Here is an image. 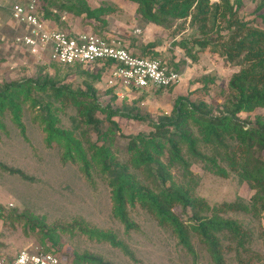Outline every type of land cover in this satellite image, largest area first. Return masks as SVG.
<instances>
[{"label": "rangeland", "instance_id": "374dc122", "mask_svg": "<svg viewBox=\"0 0 264 264\" xmlns=\"http://www.w3.org/2000/svg\"><path fill=\"white\" fill-rule=\"evenodd\" d=\"M18 1L0 0V251L16 256L39 247L70 264H215L192 231L200 216L234 221L252 233L245 250L231 241L229 229L214 232L225 245L227 264H264V211L253 205V174L248 177L241 164L234 170L226 158L238 139L224 138L230 149L223 156L205 140L209 118L264 127V107L240 108L250 86L237 87L238 77L256 63L247 51L233 60L227 54L228 45L248 34L237 29L238 21L264 30V5L209 0L206 21L196 2L188 16L155 6V23L135 0H37L51 26L111 37L182 74L166 89L129 91L109 83L108 65H60L15 44L11 11ZM171 122L196 138L212 160L195 159L183 144L185 164L172 160L168 149L156 153L154 146H141L139 151L158 157L141 164L140 152L130 151L131 138L155 132V123L171 129ZM159 162L165 182L156 175ZM124 170L121 181L133 189L122 192L123 215L115 181ZM186 189L202 209L177 203L172 213L189 231L193 250L140 199L143 193L166 197ZM235 202L244 210L223 206Z\"/></svg>", "mask_w": 264, "mask_h": 264}, {"label": "trees", "instance_id": "16d2710c", "mask_svg": "<svg viewBox=\"0 0 264 264\" xmlns=\"http://www.w3.org/2000/svg\"><path fill=\"white\" fill-rule=\"evenodd\" d=\"M135 1L140 4V11L155 23L159 22L156 17L155 6H159V10L164 14L171 12L172 7H174L175 10H173V12H178V16H188L196 2L195 8L198 10V15L202 16V20L206 21L210 15V12L207 11V8H209V0ZM258 1L262 3V6L264 5V0ZM81 5L82 8L80 10L86 12L84 9L86 3L82 2ZM182 6L185 8L181 10L180 7ZM43 15L45 18L47 17L44 13ZM230 26L233 28L232 24ZM236 26L237 29H241V31L248 30V34L244 35L235 45H228L227 54L231 55L230 57L233 60L247 51L245 54L247 58L251 63H256L255 69L248 71L237 79V87L239 85L243 87L250 86L251 90L247 93L246 97L241 100L240 108L252 110L255 107H264V30L248 27L247 23L239 21L236 23ZM108 63H110V61ZM206 120L210 125V129L205 140L214 143L216 155L223 156L224 150H226L227 147L230 149L229 145L224 143V138L235 137L238 139V143L232 146L234 147L231 151L232 154L230 155L228 151L226 153V158L232 162V168L234 170L240 171L241 164L243 169L245 168L244 173L248 177L253 174L251 178L254 181V189L256 190L253 196V205L257 207L258 204L260 209L264 211V127L245 128L237 121H225L222 119L212 120L210 118ZM88 121L95 124L96 127L99 126V121L92 116L88 117ZM171 124L173 128L167 129L155 123L154 126L157 128L155 132L142 135L140 139H138V136H133L130 140V151H139L141 146H143V148L154 146L157 151L156 153H161L165 149H168L172 160L185 164L187 161L184 156L182 157V150L180 147V144H183L189 148L190 153L195 159L201 161L212 160L211 156H207L198 147L196 138L180 130L181 126L178 122H171ZM139 152L138 156L141 164H150L158 159L157 155L150 152L145 153L142 150ZM156 166L157 177L165 182L167 180V173L164 168L165 165L159 162ZM248 172L251 173V175ZM125 175L126 172L124 170L118 174L117 181H115V185H119L117 197L123 215L126 198L122 192L126 188L130 190L133 189L127 179L121 181V177ZM140 199L142 204L152 213H156L164 224L175 226V230L179 234L182 244L190 250H193L189 240V231L182 227V223L179 222L178 218L172 213V208L177 203H180L191 209L198 206L199 210H201L202 201L200 202L193 198L188 189L183 191V193L180 190L171 191L166 197L155 196L151 193H143ZM223 206L228 209L244 210L242 203L238 202L225 203ZM223 228L230 230V239L231 241H236L239 248L246 250V246L250 245L253 241L252 233L234 221H218L209 219L208 217L202 218L198 216L192 231L195 232L208 247L215 264H227L224 255L225 245L220 237L214 234L215 231L220 229L223 230ZM228 247L232 248L231 245H228ZM239 260L242 263L245 259L240 257Z\"/></svg>", "mask_w": 264, "mask_h": 264}, {"label": "built area", "instance_id": "2783aa9c", "mask_svg": "<svg viewBox=\"0 0 264 264\" xmlns=\"http://www.w3.org/2000/svg\"><path fill=\"white\" fill-rule=\"evenodd\" d=\"M14 43L30 49L33 55L60 65H108L109 83L129 91L166 89L182 81V74L159 58L131 51L111 37L94 32L72 33L50 25L37 0L16 2L11 11ZM110 61V63H108ZM0 264H70L57 254L39 247L22 249L16 256L0 251Z\"/></svg>", "mask_w": 264, "mask_h": 264}, {"label": "crops", "instance_id": "0c3cea01", "mask_svg": "<svg viewBox=\"0 0 264 264\" xmlns=\"http://www.w3.org/2000/svg\"><path fill=\"white\" fill-rule=\"evenodd\" d=\"M73 33V32H72ZM79 33V32H78ZM138 54V53H137Z\"/></svg>", "mask_w": 264, "mask_h": 264}]
</instances>
